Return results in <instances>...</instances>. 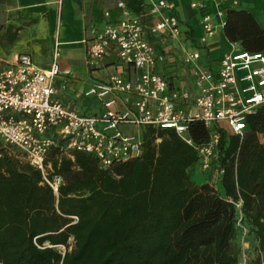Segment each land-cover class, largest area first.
I'll return each instance as SVG.
<instances>
[{
  "label": "trees",
  "instance_id": "obj_1",
  "mask_svg": "<svg viewBox=\"0 0 264 264\" xmlns=\"http://www.w3.org/2000/svg\"><path fill=\"white\" fill-rule=\"evenodd\" d=\"M132 3L128 9L138 14ZM222 32L241 51H264V31L247 11L226 9ZM216 133L213 166L222 171L216 190L189 177L198 161L192 147L173 131L147 127L141 155L107 169L91 155L51 149L46 164L62 178L57 196L0 141V264H239L238 200L240 226L248 225L257 241L253 264H260L264 107L249 117L242 137ZM189 135L195 144L209 140L199 123Z\"/></svg>",
  "mask_w": 264,
  "mask_h": 264
},
{
  "label": "built area",
  "instance_id": "obj_2",
  "mask_svg": "<svg viewBox=\"0 0 264 264\" xmlns=\"http://www.w3.org/2000/svg\"><path fill=\"white\" fill-rule=\"evenodd\" d=\"M214 4V13L199 1L189 5L200 13V46L222 30L226 9L237 8L238 0H214ZM116 6L120 11L116 21L111 22L106 11L103 16L107 21L102 28L89 30L87 65L98 67L108 52L114 51L120 62L131 68L132 78L115 74L106 82L90 84L82 95L99 101L102 110L96 115H81L53 98L54 81L63 74L57 64L58 44L45 69L34 66L28 55L21 54L12 66L0 71V141L36 169L42 184L57 196L62 178L51 175L50 165L46 164L51 149L64 156L91 155L100 168L107 169L141 155L144 128L169 130L197 152L199 169L207 174V183L216 190L222 174L213 166L216 132L223 130L242 137L249 117L264 107V53L241 51L231 44V49L217 61L203 66L200 50L183 48L180 63L190 71L192 83L176 87L155 72L163 57L157 56L151 42V38H162L180 44L181 27L170 4L166 0H150L148 13L155 15L150 25L143 21L147 13L135 16L124 3ZM129 97L132 108L116 109L119 100L127 101ZM192 123L209 131L207 143H194L189 135ZM133 126L138 127V135L124 133L123 127ZM159 142L157 139L156 144ZM241 204V200L234 204L238 227ZM71 219L73 223L77 221L74 216ZM56 248L61 255L66 252L64 246ZM259 261L264 264V255ZM246 262L242 252L239 264Z\"/></svg>",
  "mask_w": 264,
  "mask_h": 264
},
{
  "label": "crops",
  "instance_id": "obj_3",
  "mask_svg": "<svg viewBox=\"0 0 264 264\" xmlns=\"http://www.w3.org/2000/svg\"><path fill=\"white\" fill-rule=\"evenodd\" d=\"M128 1L0 0V71L12 66L21 54L28 55L34 66L45 69L50 65L54 48L58 44L57 64L63 74L54 81L56 94L53 98L81 115L99 114L102 110L101 103L94 99H85L83 92L94 82H106L111 75L120 74L130 79L133 72L130 67L120 62L114 51H109L98 67L90 68L87 65L88 33L92 28L97 30L102 28L107 21L103 16L106 11L110 13L109 20L116 21L120 17L117 3H124L128 9ZM131 1L140 10L135 14L128 9L131 14L143 16L147 13L148 16L143 18L146 25L155 21V15H150L147 10L150 0ZM166 1L182 26V37L180 44L162 38H151L155 53L163 57V61L157 63L155 72L173 86L178 87L181 84L190 86L192 83L190 71L180 63L182 49L195 48L204 51L205 55L204 58L201 55L200 64L205 66L215 61L208 60L210 54L221 50L222 53L218 56L220 58L231 49V43L227 42L222 30L219 29L221 33H216L205 46L198 44L201 36L200 13L191 10L189 5L199 1L214 13L216 10L214 0H190L180 11L172 2ZM237 9L249 12L264 31V10L257 11L252 5ZM63 86L65 89H62ZM93 106H96L94 110L91 109ZM124 108H132L131 97L127 101L123 99L117 102L116 109ZM194 165L196 164L192 166ZM196 169L198 173V167Z\"/></svg>",
  "mask_w": 264,
  "mask_h": 264
},
{
  "label": "rangeland",
  "instance_id": "obj_4",
  "mask_svg": "<svg viewBox=\"0 0 264 264\" xmlns=\"http://www.w3.org/2000/svg\"><path fill=\"white\" fill-rule=\"evenodd\" d=\"M170 2H172L175 7L180 11L181 7H184L183 5H188L190 0H169ZM238 6L237 8L239 9H243L245 7H251V5L255 8H257L256 10L259 11L258 9L264 10V0H238ZM263 16V14H262ZM261 16V17H262ZM182 29V26H180ZM217 33H221L220 30H217ZM222 39V36H221ZM223 40V39H222ZM224 43V42H223ZM221 50H217L214 51L212 54H210V57L208 58V60H215L217 61L219 59V55H221ZM264 53V52H262ZM202 57L204 58L205 52L202 51L201 52ZM213 61V62H215ZM96 108V106L91 107L92 110H94ZM220 127H222V125H220ZM124 133H128V134H134V135H138L139 134V129L136 126L133 127H123ZM196 165L192 166L188 172L191 176V179L193 181L196 182L197 185H202V184H206L207 183V174L203 173L200 171L199 169V165L198 162L195 163ZM198 167V173H197V168ZM219 187V185L217 186V188ZM235 242L237 244V246L240 247L241 253L244 252L246 255V264H253L255 258H257L258 256V251H257V241L255 240L254 235L251 232V229L248 225H245L238 228L237 230V234H236V239ZM71 247H72V239L69 240V242ZM240 257L241 254L239 256V261H240Z\"/></svg>",
  "mask_w": 264,
  "mask_h": 264
}]
</instances>
